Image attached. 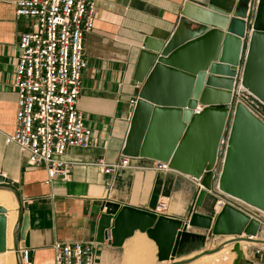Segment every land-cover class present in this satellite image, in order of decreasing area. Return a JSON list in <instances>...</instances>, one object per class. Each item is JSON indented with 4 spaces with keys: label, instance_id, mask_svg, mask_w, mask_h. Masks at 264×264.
Listing matches in <instances>:
<instances>
[{
    "label": "water",
    "instance_id": "1",
    "mask_svg": "<svg viewBox=\"0 0 264 264\" xmlns=\"http://www.w3.org/2000/svg\"><path fill=\"white\" fill-rule=\"evenodd\" d=\"M249 2L241 0L235 10L227 11L187 1L167 42L146 37L133 81L139 91L123 156L168 162L174 171L203 178L207 189L218 177L223 192L264 211V124L244 105H231L240 81L264 102V0H258L252 24L245 21ZM199 104L202 111L195 114ZM227 127L222 160L218 153ZM0 189L11 191L18 202L13 242L16 263L23 264L20 241L25 239L29 217L20 192L2 175ZM208 197L205 190L199 193L187 221L107 201L97 241L104 243L111 230L109 243L122 246L141 231L156 242L160 262L191 264L194 259L176 261L182 241L191 236L189 228L213 230L215 235L244 233L248 241L257 236L259 223L232 207L225 206L215 221L198 212ZM7 213L0 206V217ZM228 223L238 225L231 228ZM7 248L5 231L0 234V254ZM233 252L234 264L247 263L240 245ZM251 261L263 264L259 255Z\"/></svg>",
    "mask_w": 264,
    "mask_h": 264
},
{
    "label": "crops",
    "instance_id": "2",
    "mask_svg": "<svg viewBox=\"0 0 264 264\" xmlns=\"http://www.w3.org/2000/svg\"><path fill=\"white\" fill-rule=\"evenodd\" d=\"M18 1L0 0V175L18 189L29 217L20 247L31 249L32 264H55L56 242L91 244L97 253L96 264H113L115 253H125V264H156L150 257L156 253L158 259L159 248L147 233L136 231L122 246H113L108 230L109 238L104 243L97 241L104 204L113 201L157 213L159 202L166 199L168 209L158 215L187 221L198 198L193 177L174 170L155 171L151 168L153 160L134 158V168L121 170L110 180L92 163L98 159L114 163L123 157L132 118L131 101L137 100L139 91L133 81L146 37L167 42L187 1L232 11L241 0H97L94 30L84 41L88 67L78 103L86 126L93 131L92 144L87 149H69L65 158L75 165L71 177L51 183L44 168L27 164L28 153L15 143H5L6 135L16 129L18 93L14 84L19 40L30 31V20L16 16ZM243 43L246 52V40ZM209 201L210 197L197 211L215 221L219 213L214 200L212 205ZM15 225L12 232L7 231V249L10 238L14 247ZM188 231L191 236L182 241L176 261L190 260L186 258H191V253H201L197 243L202 247L210 237L228 236L198 228ZM7 263L17 264L11 258Z\"/></svg>",
    "mask_w": 264,
    "mask_h": 264
},
{
    "label": "built area",
    "instance_id": "3",
    "mask_svg": "<svg viewBox=\"0 0 264 264\" xmlns=\"http://www.w3.org/2000/svg\"><path fill=\"white\" fill-rule=\"evenodd\" d=\"M257 3L255 0L249 4L247 23H253ZM96 13L97 0H21L16 3V16L30 20V31L23 33L19 40L14 84L18 93L16 129L6 135L5 143H15L28 153L27 164L44 168L48 183L71 177L75 165L65 158L69 149H87L92 144L93 131L86 126L78 103L88 67L84 41L94 30ZM131 104L134 106L136 100ZM238 104L264 123V103L241 81L235 84L231 105ZM201 111L202 107L198 106L195 114ZM228 140L229 136L221 140L218 157L222 160ZM132 159L123 156L114 163L98 159L92 165L112 180L119 171L134 168ZM151 168L172 171L168 162L153 161ZM202 180L193 178L199 193L205 190L213 196L216 213L229 206L259 223L257 236L250 238L257 242L252 256L259 255L264 260V238L257 240L261 234L264 236V211L224 193L218 177L213 178L211 189H207ZM167 207L168 200L161 199L157 214L166 212ZM109 236L107 231V238ZM53 248L55 264L97 262V253L88 243L56 242ZM19 251L22 263L32 264L31 249L20 247Z\"/></svg>",
    "mask_w": 264,
    "mask_h": 264
},
{
    "label": "rangeland",
    "instance_id": "4",
    "mask_svg": "<svg viewBox=\"0 0 264 264\" xmlns=\"http://www.w3.org/2000/svg\"><path fill=\"white\" fill-rule=\"evenodd\" d=\"M224 136L226 138L229 136V128L228 127H227V130H226ZM197 194L199 195V191L197 192ZM209 196H210V201L208 202V204L212 205L211 201L213 199V196L211 194ZM167 209H168V207H167ZM262 238H264V236H262V234H261L257 240H260ZM245 239H247V236L245 234H243L241 236L228 235V236L210 237L208 240H205L206 244L202 245V247H200L201 244H198V243L196 246L201 248V251H202L201 253L213 252V253H215V255L208 256V255H202L201 253H191V258H186V259H194L195 261L192 262L191 264H234V261L237 259V254L235 252H233L235 244L237 242H241V243L247 242V243H250V244H248V246H246L245 244H243V245L241 244L240 248L244 253L245 261H247L246 264H249L248 260L251 261V256L255 250L254 248H255V245L257 242L254 239L251 242L248 240H245ZM258 244H259V242H258ZM216 253H218V254H216ZM115 255H116V259H115V262L113 264H125V253H115ZM151 256H152V258L150 257V262L153 263L155 261L156 264H159L158 259H157V254L151 253ZM7 258L9 259L10 257L0 255L1 263L2 264H8ZM14 259H15L14 261H16V258H14ZM186 259H183V260H186ZM261 263L264 264L263 259H261ZM161 264H170V263L163 262Z\"/></svg>",
    "mask_w": 264,
    "mask_h": 264
},
{
    "label": "bare ground",
    "instance_id": "5",
    "mask_svg": "<svg viewBox=\"0 0 264 264\" xmlns=\"http://www.w3.org/2000/svg\"><path fill=\"white\" fill-rule=\"evenodd\" d=\"M262 122V121H261ZM263 123V122H262ZM264 124V123H263ZM225 193V192H224ZM232 196V195H231ZM235 197V196H233ZM238 198V197H235ZM240 199V198H238ZM242 200V199H240ZM243 201V200H242ZM245 202V201H244ZM247 203V202H246ZM18 202L16 200L15 195L8 190H1L0 189V206L5 207L8 211L7 215L4 218L0 217V234L4 233L6 231L12 232L14 223L16 222V216L18 213ZM248 204V203H247ZM250 205V204H249ZM252 206V205H251ZM254 207V206H253ZM223 210V209H222ZM221 210V211H222ZM220 211V212H221ZM263 211V210H262ZM219 212V213H220ZM232 220H229L227 222H231ZM226 222V223H227ZM227 225H229L231 228H236L238 223H228ZM16 226V225H15ZM12 234V233H11ZM244 234V233H243ZM242 234V235H243ZM8 236V235H7ZM237 236V235H236ZM253 240V239H252ZM251 242V241H250ZM244 243V242H243ZM236 244L241 245V242H237ZM235 244V246H236ZM235 248V247H234ZM218 254V253H216ZM0 255L3 256H9L12 260H15V252H14V247H13V243H12V239L10 238L9 240V249L8 252L5 253H1ZM215 254L212 255H208V256H213Z\"/></svg>",
    "mask_w": 264,
    "mask_h": 264
}]
</instances>
